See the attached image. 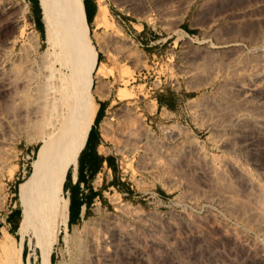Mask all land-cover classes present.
<instances>
[{"label":"rangeland","instance_id":"374dc122","mask_svg":"<svg viewBox=\"0 0 264 264\" xmlns=\"http://www.w3.org/2000/svg\"><path fill=\"white\" fill-rule=\"evenodd\" d=\"M97 1L93 30L84 15L85 38L95 51L91 95L95 101L101 84L104 95L116 94L119 88L132 95L109 108L95 126L102 142L99 150L112 156L115 167L110 177L119 186L103 184L101 175L93 178L91 185L101 190V196L92 200L87 217L69 230L80 231L76 242L60 229L52 252L55 263L78 264L85 235L113 229L127 240L118 241L123 245L115 257L111 254L114 264H264L263 238L242 217L244 180L225 163L232 157L243 173L249 172L246 176L263 184L264 130L254 133L256 142L250 146L254 115L246 110L240 113V130L228 122L232 74L222 68L233 56L225 44L241 41L245 55L250 46L264 49V0ZM38 2L39 24L35 4L0 0V10L8 12V21L0 20V69L12 88V95L0 92V242L5 233L7 248L13 237L19 238L18 212L10 217L12 229L17 224L14 234L8 232L6 216L14 208L20 211V185L30 177L37 155L34 146L39 148L36 137L44 126L32 117L36 96L25 91L23 82L30 75L37 85L46 59L45 37L37 30L44 29L42 0ZM150 36L161 39L151 44ZM70 57L66 53L67 60ZM251 62L264 67L261 58ZM98 67L105 69L103 79L95 73ZM191 68L197 72L192 76ZM224 73L230 79L226 85ZM170 93L175 104L157 107L154 96L172 97ZM263 105L259 114L264 112ZM195 148L205 154L206 166L195 160ZM210 167L224 170L226 179L221 185L199 174ZM222 195L235 205L227 206ZM235 235L251 236L250 241L259 238L261 247L248 252L235 241ZM21 240L24 263L40 264L33 236L26 231ZM108 241L107 250L113 251L115 242Z\"/></svg>","mask_w":264,"mask_h":264},{"label":"bare ground","instance_id":"6f19581e","mask_svg":"<svg viewBox=\"0 0 264 264\" xmlns=\"http://www.w3.org/2000/svg\"><path fill=\"white\" fill-rule=\"evenodd\" d=\"M41 6L44 37L47 46L43 52V56L46 59H44V65L40 67L41 69L39 68V76L36 77L39 83L35 85V77L34 79L32 77L29 78L30 73L28 74L29 77L25 81L23 80V82L27 88L25 91H30L33 97L36 96V99H33L36 102V105L33 107L36 108H33L32 117L43 122L44 126L39 131L38 137H36L39 142V148L30 177L20 185L18 196L20 221L16 229L19 238L15 240L13 237L14 240L11 239L10 247L7 248L4 233V239L0 242V264H25L21 256L23 249L21 238L22 234L26 231L30 237L33 236V239L36 240V244L33 246L39 251L38 258L40 259V264H52L50 255L58 243L60 229H63L64 235L70 237L69 239L72 242H76L79 239L80 231L77 228L69 231L66 226L68 199L63 195L62 183L68 168L70 156L73 152H77L81 131L92 120L97 109V105L91 95L95 51L90 41L85 38L84 14L79 0H42ZM25 10L26 7H23L21 12L24 13ZM7 16V11L0 10L1 21H8ZM241 43L239 40H234L228 45H221L225 48L228 47L227 52L231 51L232 53L230 54L233 55L229 59V62L227 61L228 64L226 67H222L226 73L228 72L230 74L231 72L232 74H230L232 81L229 87H231L230 92L233 93V95L228 94L231 95L230 101L228 99L231 103L227 105L228 111H224L228 112L227 120L233 123L235 129L240 128V113L242 111L246 110L254 115L251 128L252 136L248 142L252 146L256 142H254V133L264 130V112L261 114L258 112L264 104V67H255L257 64L254 66L251 61L255 58H261L264 61V49L255 45L250 46V49L248 52L246 51L247 54L245 55V52L243 53L241 50ZM66 53L71 55L68 60ZM263 63L262 65H264ZM191 69L188 72L190 76L196 72V69ZM3 73V69H0V92L7 91V93L12 95L11 82H9V78H5ZM95 73L101 79L106 76L103 67L96 68ZM226 73L222 75L224 84L225 81L230 80L226 76ZM116 96L119 100H123L132 95L125 88H119ZM224 97L222 95L221 99H224ZM221 99L218 100L220 101ZM142 137L144 138V135L140 138L142 139ZM199 150H193V156L195 160L199 162L202 160L203 162V159L207 158ZM230 158H228L230 161H225V163L227 164L229 162L227 166L230 165L231 170L244 180V184L241 182V186L244 185L246 193H243L244 195L242 194V198L245 201H240V205L244 206H240V208H244L242 217H244L245 222L247 220L246 224L249 223V226L264 241V183L260 184L250 178L251 176H246L247 173H243L242 167L240 168ZM204 166L206 165L204 164ZM219 167L223 168V166ZM220 168L210 167L207 171L202 168L199 170V174L201 177L207 176L212 181L215 180L214 183L222 184L224 182L222 180L226 179V177L224 178L226 174H223L222 172L224 170L222 169V171ZM247 175H250L249 172ZM221 197L224 198L223 200L227 206H231V204L232 206L235 205L233 202L231 204L228 202L229 200L231 201L229 196L230 199H228L227 195H222ZM237 199L239 198L237 197ZM227 206L226 208H229ZM84 227H87V224ZM243 235L245 236L244 233ZM239 236L235 238V241L240 246L245 247L248 252H254L261 247L259 238L257 239L255 237L251 239L252 242L249 239L251 236L248 238L242 237V235L241 237ZM108 240L115 242L112 248L113 251L111 250L112 252L110 250L108 252L107 250ZM118 241L126 242V235L116 233L113 229H106L97 236L85 235V241L79 247V251H82V254L79 256L78 264H114L115 262L114 260L112 261L113 257H111V254L114 255V253L117 254V251L120 252L121 248H119V245L122 243ZM254 255L252 256L253 259L255 257ZM23 259L25 258L23 257ZM63 262L58 261L54 264H63ZM74 264L77 263L75 262Z\"/></svg>","mask_w":264,"mask_h":264},{"label":"crops","instance_id":"0c3cea01","mask_svg":"<svg viewBox=\"0 0 264 264\" xmlns=\"http://www.w3.org/2000/svg\"><path fill=\"white\" fill-rule=\"evenodd\" d=\"M82 3H83L85 20L88 22L90 29L93 30L94 28L93 23H94L96 14L98 12L99 1L83 0ZM38 5H39V2H38ZM136 32H139V30H136ZM150 38L152 39H148V41L151 44L157 43L158 40L161 39V38H157L154 36H150ZM103 86L104 84H101V86L97 87V90L99 91L98 92L99 94L97 93L95 97L97 109L94 113L92 120L89 123H87L81 131L79 141H78L77 152L75 153L73 152L71 154L70 161L68 164L69 170L67 172L66 178H64L66 179L65 180L66 190H64L65 193L67 191L66 198L69 199V192L71 193V198H72V203H71V207L69 211L67 208L66 226L68 224L67 221H69V226H67L68 230H70L69 228L75 227L79 223V221L82 219V217H87L89 210H90V206H88L87 212L85 214L84 205H81L79 208L73 209V191H75V193L77 194V197L78 195H80V192L82 193V197H84L86 190H87V186H86L87 183L91 185L93 178L99 175L102 176L101 180H103V184L108 183L109 187L116 186L115 183L111 182L112 177H110L111 173L114 172V169H113V167H115L114 160L111 155H106L100 152L99 148L101 147L102 142L100 139V134L96 131L95 126L105 117L107 110L111 108L112 106H114L115 104H117L120 100L117 98L116 94L113 93L112 91L109 92L107 95H104ZM156 106L159 108L161 107V106H158V104ZM90 127L93 128V131L90 133L86 141L87 132ZM81 149L82 151L80 153L79 160H77V155ZM96 155H101L102 157L108 156L107 160L108 162H110V165L112 166V168L108 167L107 162L103 160L101 164L97 167V169H95L96 171L94 172L92 168V163L93 162L96 163L97 161ZM93 172L94 174H92ZM92 189L99 190V189H96L94 186H92ZM98 197L99 196L96 195L93 197V199L98 198Z\"/></svg>","mask_w":264,"mask_h":264},{"label":"trees","instance_id":"16d2710c","mask_svg":"<svg viewBox=\"0 0 264 264\" xmlns=\"http://www.w3.org/2000/svg\"><path fill=\"white\" fill-rule=\"evenodd\" d=\"M28 1L30 2L31 6H32V3L35 4L36 10H37V20L36 21H38L37 24H39L41 22L40 21L41 18H40V8H39V5H38V0H28ZM82 2H83V0H82ZM86 23H87V25L89 27V24H88L87 21H86ZM37 30L39 31L41 36L42 35L44 36V29L42 30V28L37 27ZM89 30H91L90 27H89ZM97 61H100V53L99 52H97ZM170 94H171L172 97H167L166 94L155 95L154 98H155L158 106L171 107L173 104H175L173 94L172 93H170ZM92 131H93V128L90 127L88 132H87L86 141H87V139H88V137H89V135H90V133ZM37 149H38V147L34 146V152L37 153ZM82 149L79 151V153L77 155V160H79V156H80V153H81ZM96 157H97L96 163L95 162L92 163V168H93L94 172L96 171L95 169H97V167L101 164V162L103 160H105L107 162L108 167L112 168V166L110 165V162H108V160H107L108 156L102 157L101 155H96ZM113 169H114V167H113ZM68 170H69V168L66 170L65 178H66ZM29 171H30V166L28 165L27 166V173H29ZM94 172L92 174H94ZM91 177H92V175H91ZM65 180L66 179H64V181L62 183V189L63 190H66ZM111 182L115 183L116 187L119 186L116 179L112 178ZM20 184H21V182H19V183L16 182L17 186H19ZM86 186H87V190H86V193H85L84 197H82V193L81 192H80V195H78V197H77V194L75 193V191H73V209L79 208L81 205H84L85 206V214L87 212L88 206H90V203H91L93 197L96 196V195L99 196V197L101 196V191L100 190H93L92 186L89 183H87ZM15 195H16V193H15ZM71 203H72V198H71V193L69 192L68 211H69V209L71 207ZM15 211L18 212V221H19L20 211H19L18 208H14L6 216L7 223L10 224L11 214H13ZM18 221H17V224H18ZM67 222H68L67 226H69V221H67ZM17 224H16V226H17ZM16 226L12 229L11 224H10V227L8 228V232L11 233V234H14L13 231H14V229H16ZM69 229H71V228H69ZM50 259H51L50 260L51 263L54 264L55 261L53 259V254L50 255Z\"/></svg>","mask_w":264,"mask_h":264},{"label":"built area","instance_id":"2783aa9c","mask_svg":"<svg viewBox=\"0 0 264 264\" xmlns=\"http://www.w3.org/2000/svg\"><path fill=\"white\" fill-rule=\"evenodd\" d=\"M66 193H67V191H66Z\"/></svg>","mask_w":264,"mask_h":264}]
</instances>
